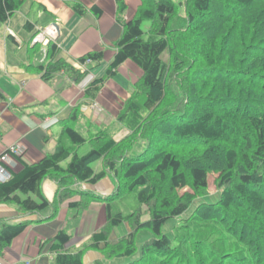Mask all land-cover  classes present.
<instances>
[{
	"label": "trees",
	"instance_id": "trees-1",
	"mask_svg": "<svg viewBox=\"0 0 264 264\" xmlns=\"http://www.w3.org/2000/svg\"><path fill=\"white\" fill-rule=\"evenodd\" d=\"M22 2L0 0V22ZM74 9L83 12L79 5ZM91 10L101 14L97 6ZM125 10L118 0L122 33L114 56L104 74L89 81L83 98L94 99L126 60L137 65L141 76L116 116L126 135L116 140L106 128L79 130L82 115L76 106L53 153L35 163L15 156L20 167L0 182V204L15 205L20 216H41L49 208L44 218L49 220L68 202L77 216L100 199L77 184H95L109 174L116 186L102 198L104 224L76 252L65 248L70 235L58 230L40 247L50 243V264H83L88 250L100 255L92 264L136 253L125 264H264V0H140L129 20L123 18ZM143 21L149 22L146 31ZM40 48L39 43L27 47L20 66L45 82L65 73L79 83L89 73L87 66L103 58L102 51L78 58L77 63L90 61L82 72L57 56L54 41L45 46L43 62L34 64ZM139 141L144 147L136 153ZM86 143L89 150L79 155ZM211 173L217 174L218 199L198 203L182 218L194 200L207 195ZM44 179L57 185L52 200L42 192ZM128 193L135 194L137 205L124 213L118 199ZM175 218L169 237L163 227ZM28 223H1L0 254ZM122 223L128 231L112 239ZM144 230L150 236L137 248Z\"/></svg>",
	"mask_w": 264,
	"mask_h": 264
},
{
	"label": "crops",
	"instance_id": "crops-1",
	"mask_svg": "<svg viewBox=\"0 0 264 264\" xmlns=\"http://www.w3.org/2000/svg\"><path fill=\"white\" fill-rule=\"evenodd\" d=\"M117 1L23 0L6 22H0V89L5 95V98L0 100V152L12 144H20L24 147L22 159L28 163H35L46 154L53 153L57 147L61 126L76 106H79L82 115L77 125L83 126V131L103 127L106 122L107 126L114 125L116 140L126 135L127 130L117 123L116 116L123 102L129 97L133 84L141 76L137 65L131 60H126L118 67L116 75L100 88L94 99L83 98L89 81L102 76L114 56L115 43L122 33V27L116 20ZM121 1L126 5L123 18L129 20L134 16L140 0ZM75 5L81 6L83 12L77 13ZM93 6L101 10L100 15H95L91 10ZM27 22L30 23L28 28L25 26ZM51 24L57 26L54 37L58 46L57 56L73 64L75 68L78 66L77 59L88 52L103 53L98 65L87 66L90 68L89 73L79 83L65 73L45 82L39 74L20 66L26 62L27 47L32 46L33 35L38 29ZM40 51L42 55L36 53L33 56L34 64L44 60L43 45ZM119 72L128 73L122 84L114 80ZM116 131L119 134L116 135ZM100 166L97 162L94 167L99 169ZM19 167L15 161L12 169ZM115 186V179L109 174L95 184H77L78 188L100 198L92 201L77 216H74L73 209L68 207V202H64L56 216L49 220H44L50 214L49 208L43 210L41 216H20L15 205L1 203L0 225L2 222L15 224L20 220L29 223L23 232L3 249L0 264H50V243L45 244L42 249L40 247L61 229L71 237L65 248L76 252L88 242L90 235L104 224L106 216L102 198L111 194ZM41 188L45 197L52 200L57 189L56 183L51 179H44ZM123 231L117 234L113 230L111 237L116 238L126 233L127 225ZM99 256L96 250H88L84 254L83 264H92Z\"/></svg>",
	"mask_w": 264,
	"mask_h": 264
},
{
	"label": "rangeland",
	"instance_id": "rangeland-1",
	"mask_svg": "<svg viewBox=\"0 0 264 264\" xmlns=\"http://www.w3.org/2000/svg\"><path fill=\"white\" fill-rule=\"evenodd\" d=\"M174 2L178 3L179 1H182V0H173ZM183 4V3H182ZM180 14H184V7L183 5L180 6V10H179ZM141 27L144 31H146L149 27V22L148 21H143L142 24H141ZM41 50V48H40ZM39 55H42L41 51H39L38 53ZM163 59L164 60H167V54L164 53L163 54ZM126 74H128L126 72ZM126 74H124L123 72H119L116 76V78L114 79L117 83L119 84H122L125 82V78H126ZM136 78V77H135ZM127 81V80H126ZM115 82V83H116ZM77 128L81 131L84 130V127L83 126H78L77 125ZM100 128H106L108 129L110 132L114 133V125H109L107 126L106 125V122L103 123V127H100ZM116 135L119 134L118 131L115 132ZM115 135V134H114ZM119 136H117V138H119ZM143 141H139L135 146H134V149L133 151L134 152H139L143 149L144 145H143ZM89 150V145L88 143L84 144L79 150H78V154L79 155H82V154H85L87 151ZM97 163V162H96ZM96 163H92L93 166H95ZM217 174L216 173H211L209 174L208 176V188H207V195L205 196H202L196 200L193 201V203L190 205V207L188 208V210L182 214V218L189 215L193 208L200 202H215L217 199H218V190L216 189V183H215V178H216ZM117 201V200H115ZM119 208L122 212L124 213H128L130 212L132 209H134L136 207V199H135V194L133 193H128V194H125L124 197H122L121 200H119ZM117 203V202H116ZM143 219H147V216H145ZM178 218H175V219H172L170 220L164 227H163V230L165 231V233L169 236V237H172V232H170L168 230V228L172 225H175L176 223H178ZM125 225H127L126 223H122L120 226H116L114 228V231H116V233L118 234L119 232H124L123 231V228H125ZM128 227V225H127ZM146 230H144L143 232H141L136 240V246L137 248L140 247V245L142 244V242L148 238L150 236V234L148 232H145ZM120 233V234H121ZM125 234V233H124ZM123 235V234H121ZM112 239H114L115 237H111ZM138 256V253H136L133 257L131 258H116V259H113V260H108L107 263L108 264H125L127 262H130L132 260H134L136 257Z\"/></svg>",
	"mask_w": 264,
	"mask_h": 264
},
{
	"label": "built area",
	"instance_id": "built-area-1",
	"mask_svg": "<svg viewBox=\"0 0 264 264\" xmlns=\"http://www.w3.org/2000/svg\"><path fill=\"white\" fill-rule=\"evenodd\" d=\"M57 33V26L51 24L47 27L39 29L33 42H41L43 46L46 45L48 40H53ZM90 63L86 60L83 64L79 63L77 69L85 71L86 65ZM24 153V147L20 144H12L7 147L4 151L0 152V182L9 179L10 169L15 165V156H21Z\"/></svg>",
	"mask_w": 264,
	"mask_h": 264
},
{
	"label": "clouds",
	"instance_id": "clouds-1",
	"mask_svg": "<svg viewBox=\"0 0 264 264\" xmlns=\"http://www.w3.org/2000/svg\"><path fill=\"white\" fill-rule=\"evenodd\" d=\"M39 30V29H38ZM38 30L36 31V33L33 35V37H32V39H31V41H32V44H34V43H39L41 46H42V43L41 42H33V38L35 37V35L37 34V32H38ZM48 41H53V40H48ZM54 42H55V40H54ZM48 43V42H47ZM47 43H46V45H47ZM56 43V42H55ZM45 45V46H46ZM45 46H43L44 48H45ZM79 64V63H78ZM90 64V63H89ZM87 66V65H86ZM86 70V69H85ZM22 156V155H21Z\"/></svg>",
	"mask_w": 264,
	"mask_h": 264
}]
</instances>
